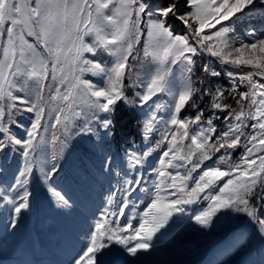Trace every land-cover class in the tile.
I'll list each match as a JSON object with an SVG mask.
<instances>
[{
    "label": "snow or ice",
    "instance_id": "snow-or-ice-1",
    "mask_svg": "<svg viewBox=\"0 0 264 264\" xmlns=\"http://www.w3.org/2000/svg\"><path fill=\"white\" fill-rule=\"evenodd\" d=\"M261 6L264 0H160L155 5L146 0H0V153L18 150L24 159L13 183L0 190V201L8 205L5 228L15 229L32 211L33 193L28 185L39 147L37 137L45 123L52 129L62 126L66 133L70 121L85 118L82 131L93 144L86 153L95 156L96 145L114 134V117L123 103L151 109L145 139H151L155 131L157 112L162 107L167 110L165 128L155 146L139 155L129 154L134 168L163 149L156 159L159 167L151 169L157 180L152 188L143 187L147 182L139 173L126 180L119 210L103 209L99 218L77 234L79 247L70 264H106L110 255L116 257L113 264L121 260L144 264V254L155 250L168 235L172 217L185 213L184 205L201 200L209 203L189 217L196 225L211 228L219 213L243 212L255 220L264 237V218L257 217L250 206L257 189L264 199V31L249 24L245 34L251 42L229 37L242 18L251 21L254 12L264 11ZM170 21L191 30L193 42L174 34ZM206 29L214 31L206 33ZM142 36L146 40L138 50ZM200 53L233 69H251L226 73L233 79L229 96L237 100L238 109L225 103L224 89L214 93L205 89L202 94L211 95L212 115L204 120L199 109L195 117H181L185 108L197 107L194 97L200 90L193 86L190 73ZM178 64L183 65L180 80L173 76ZM138 68L144 70L142 75ZM204 71L220 75L207 65ZM134 73L135 80L126 83ZM241 84L248 91L240 92ZM130 86L136 89L132 97ZM162 96L169 97L166 105L158 102ZM218 112L225 115L220 117ZM23 113H31L32 121L19 137L10 125L23 127L15 120ZM221 118L229 123L217 132L214 119ZM92 120L97 122L96 130L88 126ZM51 139L60 137L53 131ZM238 147L244 149L240 161L226 170L205 166L222 149L225 153L219 159L227 163L228 150ZM109 166V157L101 155L99 173L104 174ZM60 170L53 163L42 170L43 179L50 181ZM48 190L59 208L75 211L76 202L70 197L54 187ZM113 202L110 194L107 204ZM130 203L133 207L145 203L138 226L132 223L135 216L121 226L119 218L125 217ZM245 243V233L239 231L231 246Z\"/></svg>",
    "mask_w": 264,
    "mask_h": 264
},
{
    "label": "rangeland",
    "instance_id": "rangeland-1",
    "mask_svg": "<svg viewBox=\"0 0 264 264\" xmlns=\"http://www.w3.org/2000/svg\"><path fill=\"white\" fill-rule=\"evenodd\" d=\"M146 2L155 5L160 0H146ZM259 17H264V11L254 12L251 21L242 18L236 25L235 31L229 33L230 39L251 42L252 38L246 36L245 28L251 24L260 31H264V20ZM170 23H172L174 34L187 36L189 42H193V37L190 35L191 30L186 29L179 21H170ZM141 29L146 31V25L142 24ZM211 31L214 29L205 30L206 33ZM145 40L146 36H142L141 44L137 46L138 50ZM194 60L190 76L193 86L200 90L194 97L197 107L185 108L181 112V117H195L199 109H203L204 120L212 115L214 110L211 108V95L202 94L205 89L209 93H214L216 89H224V95L228 97L225 103L230 104L233 109H238L237 100L229 96L233 79L226 73L227 71L242 73L251 69L247 67L233 69L229 65L219 63L207 53L198 54ZM206 65L209 69L219 72L220 75H209L204 71ZM182 69L183 65L174 66L173 76L176 80L181 79ZM138 70L142 75L144 70L139 68ZM86 78L99 79L87 75ZM135 78L136 73L129 77L126 83L130 84ZM254 79L260 78L254 77ZM236 83L239 84L238 79ZM135 91L136 89L130 86L128 88L129 97H132ZM239 91L245 92L248 88L241 84ZM168 101L169 97L162 96L158 102L166 105ZM150 112L151 109L148 106L141 109L121 103L114 117V134L104 137L96 145L95 156L91 152L86 153V148H92L93 144L89 141L88 135L82 131L85 118L70 121L66 133L62 126L52 129L45 123L47 130L42 128L40 136L37 137L39 147L33 156L34 171L28 185L33 193L31 213L22 217L15 229H6L8 205L0 201V264H70L72 255L79 247L76 241L77 234L87 229L90 223L99 218L103 209L119 210L122 189L126 186V180L135 178L139 173L147 182L143 187L152 188L157 177L151 169L153 165L159 167L156 159L163 149L153 152L142 165L134 168L130 167L129 159V154L132 152L139 155L149 147H154L165 128L168 113L166 108L162 107L157 112L155 131L151 134V139H145L144 126ZM217 115L223 117L225 113L218 112ZM15 120L19 121L23 127L16 125H10V127L17 136L23 137L25 129L29 128L32 121V114H17ZM227 123L229 122L222 118L214 119L217 132L225 129ZM88 126L96 130L97 122L92 120ZM53 131L60 137V140L51 139ZM99 132L103 137V130L100 129ZM243 152L242 147L228 150L227 163H225L219 159L225 153L222 149L221 152L213 154L212 159L205 161V166L226 170L229 165L240 161ZM101 155L109 157L110 163L104 174L98 171ZM53 163H57L61 170L50 181H45L42 170L47 171ZM23 164L24 159L18 150L9 153L5 149L3 153H0V190L6 189L13 183L18 171L22 170ZM49 187L62 191L75 201L73 205L75 211L59 208L55 197L48 190ZM137 192H141V189H137ZM110 194L114 200L112 205L107 204ZM136 195L137 193L132 194L133 197ZM208 203V201L201 200L197 204L184 205L186 212L175 214L171 223L169 222L172 226L168 235L156 244L155 250L144 254V264H264V237H261L255 220L249 218L246 213L221 212L214 218L211 228H202L196 225L194 220L189 219L194 212L198 213ZM250 206L255 208L257 217L264 218V199H261L260 189H257L256 194L250 200ZM144 207L145 203H137L135 207L130 203L129 208L124 209L125 217L119 218V224L123 226L126 219L135 216L136 219L132 220V223L138 226ZM239 231L245 233L246 243L232 247L233 236ZM115 259L114 255L106 257V264H113ZM119 264H124V262L121 260Z\"/></svg>",
    "mask_w": 264,
    "mask_h": 264
},
{
    "label": "bare ground",
    "instance_id": "bare-ground-1",
    "mask_svg": "<svg viewBox=\"0 0 264 264\" xmlns=\"http://www.w3.org/2000/svg\"><path fill=\"white\" fill-rule=\"evenodd\" d=\"M154 1H155V0H154ZM151 4H153V3H151ZM170 223H171V222H170ZM171 226H172V225H168V226H167V229H166L167 232H169V230H171ZM162 231H165V230H162ZM158 235H159V234H158Z\"/></svg>",
    "mask_w": 264,
    "mask_h": 264
}]
</instances>
